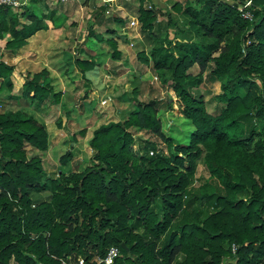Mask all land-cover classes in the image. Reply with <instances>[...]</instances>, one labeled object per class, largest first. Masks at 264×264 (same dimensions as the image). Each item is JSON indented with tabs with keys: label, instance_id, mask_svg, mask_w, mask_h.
Here are the masks:
<instances>
[{
	"label": "trees",
	"instance_id": "1",
	"mask_svg": "<svg viewBox=\"0 0 264 264\" xmlns=\"http://www.w3.org/2000/svg\"><path fill=\"white\" fill-rule=\"evenodd\" d=\"M228 1L172 2L170 11H161L168 27L164 54L138 56L170 80L175 100L168 108L195 127L187 145L164 134L158 100L133 96L137 110L127 120L94 131L89 144L97 163L53 177L44 168L45 126L0 104V264H96L113 246L120 251L114 264H264V0H252V20L237 9L244 0ZM139 2V22L151 33L157 15L146 0ZM21 8L0 11V39L11 36L8 49L24 47L49 29L48 20L54 23V15ZM108 42L119 59L118 41ZM209 63L211 80H224L216 98L226 106L219 114L209 113L204 95L193 92ZM195 65L200 73L188 74ZM13 72L0 64V91L13 89ZM41 76L23 83L24 98L39 106L58 103ZM143 131L165 142L169 154L150 155L158 150L154 141L140 157L134 154L133 134ZM198 160L210 177L195 187Z\"/></svg>",
	"mask_w": 264,
	"mask_h": 264
},
{
	"label": "rangeland",
	"instance_id": "2",
	"mask_svg": "<svg viewBox=\"0 0 264 264\" xmlns=\"http://www.w3.org/2000/svg\"><path fill=\"white\" fill-rule=\"evenodd\" d=\"M228 2L232 4L234 1ZM43 3L47 8L54 9L63 5L51 0H45ZM77 3L76 1L72 4ZM100 10L98 11L100 12ZM21 11L22 8H19L14 13ZM42 11L44 10H39L40 14ZM102 14L105 17L109 16L108 19L110 20L114 18L113 15V17L108 15L106 10L102 11ZM55 16L54 22H57L56 25L61 28L59 27L58 31H54L49 39L41 41L42 45L46 44V47L49 45L48 50L33 56L32 58L36 63L26 72L16 71V67L13 66V89L5 88L0 91L1 110H23L42 123L48 131L49 146L44 167L47 175L55 177L60 173L80 172L86 167L94 166L97 163L94 160L96 151L89 144L94 131L109 121L127 120L131 113L137 110L133 96H136L139 101L158 100V117L162 122L164 134L171 138L175 144L187 145L189 143L195 127L181 115L177 108L174 110L168 108V101L175 100L170 80L164 81L157 76L153 68L154 62L151 59L150 64H146L138 57L141 53L150 56L152 50H159L163 53L164 38L168 31L166 24L160 27L156 21L154 29L150 33L144 30L141 24L139 29H127L128 22L126 19H121L117 21L122 26L121 30L117 32V35H111L107 29L109 27L108 22L103 21L100 17L95 21L94 16L93 19L86 18L85 23L79 28L80 22L76 21L78 18L67 23L61 22L59 17L55 18ZM184 24L187 26L186 23ZM110 39H117L118 48L119 45H122L121 48L124 51L129 47L128 49L132 52L133 56L127 59L124 65L119 66L116 62L118 59L113 58V49L108 42ZM119 59L122 57L120 56ZM3 63L6 64L0 58V64ZM87 64H91L92 68L83 71V69L86 70ZM209 65L210 67L203 75L202 83L193 92L195 95L198 93L204 95L206 110L209 113L219 114L221 109L226 106L216 98L221 93V85L224 80H211L209 72L212 70V63ZM32 71H35V74L42 73L41 83H49L52 86V94L60 96L58 103H45L39 106L31 99L24 98L23 83L33 76ZM95 73H98V81L93 79ZM187 73L197 76L200 73V67L195 65ZM27 74L28 76H26ZM115 79L117 82L121 80L122 86L128 92L129 99H126V102L122 101V103L113 98V101L109 103L111 106H102L100 92L95 97L92 96L98 86L97 82L108 85L106 90L111 92ZM257 88V91L260 92V85ZM242 93H246V91L244 90ZM11 96L13 97L10 98ZM133 135L135 141L131 150L138 157L143 154V147L148 141L157 142L158 150H153L155 155L161 150L166 155L169 154L167 144L152 134L143 131L134 132ZM33 152L36 150H31V153ZM68 153L70 154L68 161L63 165L65 159L61 161V158ZM209 177V171L202 161L198 160L192 177V185L195 187L203 185ZM43 196H47V194H43ZM99 259L98 256L92 261L98 262ZM80 260L84 261L83 259ZM64 264H66L65 261ZM84 264H86L85 261Z\"/></svg>",
	"mask_w": 264,
	"mask_h": 264
},
{
	"label": "crops",
	"instance_id": "3",
	"mask_svg": "<svg viewBox=\"0 0 264 264\" xmlns=\"http://www.w3.org/2000/svg\"><path fill=\"white\" fill-rule=\"evenodd\" d=\"M22 1H25V5L27 4L31 5L32 10L35 13H37L39 16H42L44 14L47 16L56 15L55 18L59 17L61 22H67V23H69L71 20H74L75 18H78L76 21L80 22V24L78 25L79 28L83 23H85L86 18L93 19L92 17L94 16V21H95L96 19L100 17L103 19V21L106 20L108 22L109 27L107 29L110 30L109 32L111 35L112 34L117 35V32L120 31L122 28V26L118 24L117 21L121 19H126V21L128 22V25H127L128 27L131 20L132 19L139 20V15H140L139 0H89V2L86 4H84L85 0L82 2L78 0L77 4H72L74 2L66 3V4L61 5V7L57 9L49 8V7L47 8V6L43 3L45 0H37L36 2H32L31 0H22ZM174 1H178L184 5V4H187L189 1H193V0H146L145 6L149 8L151 7L150 9H153L155 11L157 15V22L160 25V27L165 26V24L167 25L166 17L162 15L161 11L162 12L170 11V8H171L170 5ZM41 9L44 10L42 11V14H40L39 12V10ZM99 9H101L100 12L98 11ZM104 10H106V13L108 15H111V16L113 15L115 19L112 18L110 20L108 19L109 16L108 17L103 16L102 11ZM164 20L166 21L165 23H164ZM21 21L24 22L25 20L21 19ZM56 23L57 22L53 23L51 21L47 22L49 26L48 30L38 32L35 36H33L32 38L28 40V43L24 47L18 48V49L6 48V43L9 40L10 35L8 33H4L3 39H0V58L1 60H3V62H5L7 65L16 67L15 68L16 71L26 72L28 68H30L31 66L34 65V63H36L32 57L36 56L39 52L44 53V50L45 52L48 50L49 45L46 47V44L42 45L41 41L43 40L45 41L46 39H49L52 36L54 31L56 32L58 31V29L61 28L59 25H56ZM121 46L122 45H119L120 49L119 48L118 49L121 52L122 59L116 60L119 66L124 65L125 62H127V59H130L133 56L130 49H128L129 47L126 48L124 51V49H122ZM140 51H143V50H140ZM34 74H35V71H32V75ZM26 76H28V74ZM97 76H98V73H95L94 77L96 79L93 78L95 81H98ZM116 80L117 79L113 81V84H112L113 89L110 90L111 92H109V90H106V87H108V85L102 84L101 82H97L98 86L94 90L92 96L95 97V95L100 92L102 99L105 98L106 96H111L112 98L115 99V101L118 100L119 102H122V101L126 102L127 101L126 99H129L128 98L129 96L127 95L128 92L122 86L123 84L121 80H119L118 82ZM64 97L65 95L63 96V98ZM109 106H111V104L107 105V107Z\"/></svg>",
	"mask_w": 264,
	"mask_h": 264
},
{
	"label": "built area",
	"instance_id": "4",
	"mask_svg": "<svg viewBox=\"0 0 264 264\" xmlns=\"http://www.w3.org/2000/svg\"><path fill=\"white\" fill-rule=\"evenodd\" d=\"M58 4H66L71 2H76L78 0H51ZM234 5V2L232 3ZM25 5V1L22 0H0V11L3 8H11L12 10H17ZM253 4L252 0H244L243 3H240L237 7L239 12L241 13L242 17L247 20L253 19ZM151 8V7H150ZM128 29H138L140 28V22L138 19H132ZM111 101H113V98L111 96H106L101 100L102 106H107ZM0 154H1V146H0ZM151 155L155 154V151L150 152ZM235 250V249H234ZM120 251L118 247H111L106 256L103 258H100L97 262V264H114L115 260L119 257ZM79 264H84V261L80 260Z\"/></svg>",
	"mask_w": 264,
	"mask_h": 264
}]
</instances>
